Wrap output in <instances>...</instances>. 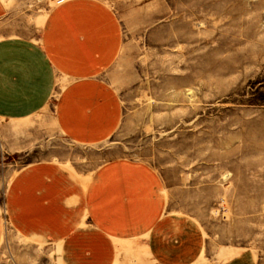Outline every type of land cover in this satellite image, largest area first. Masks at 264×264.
Masks as SVG:
<instances>
[{
    "label": "crops",
    "instance_id": "1",
    "mask_svg": "<svg viewBox=\"0 0 264 264\" xmlns=\"http://www.w3.org/2000/svg\"><path fill=\"white\" fill-rule=\"evenodd\" d=\"M125 1L0 0V253L48 246L64 264H264L253 247L213 250L227 225L218 215L250 222L262 207L215 208L216 192L236 188L191 174L202 159L170 156L167 142L164 168L128 155L94 164V148L126 121L113 70L142 37L141 8Z\"/></svg>",
    "mask_w": 264,
    "mask_h": 264
},
{
    "label": "rangeland",
    "instance_id": "2",
    "mask_svg": "<svg viewBox=\"0 0 264 264\" xmlns=\"http://www.w3.org/2000/svg\"><path fill=\"white\" fill-rule=\"evenodd\" d=\"M132 4L141 8L140 47L113 70L126 121L120 132L94 148V164L128 155L164 168L167 142L170 156L173 151L174 157L202 159L201 165L190 166L191 174L198 168L205 185L223 188L231 182L236 188L232 197L216 192L215 208H237L241 216L246 207H262L250 222H231L230 212L218 215L217 221L227 225L221 237L215 233L221 246L213 250L253 247L264 254V0L121 3ZM163 23L167 27L155 35L153 29ZM20 164L15 161L13 168ZM5 169L0 164V182ZM230 223L236 239L230 237ZM235 241L238 245L229 246ZM11 254L4 249L0 264H64L48 246L24 252L17 247Z\"/></svg>",
    "mask_w": 264,
    "mask_h": 264
}]
</instances>
